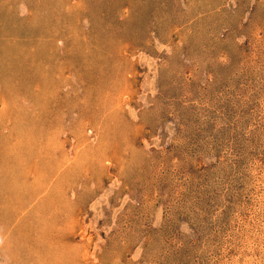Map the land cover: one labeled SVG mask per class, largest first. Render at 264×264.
<instances>
[{"label": "rangeland", "instance_id": "374dc122", "mask_svg": "<svg viewBox=\"0 0 264 264\" xmlns=\"http://www.w3.org/2000/svg\"><path fill=\"white\" fill-rule=\"evenodd\" d=\"M8 226L0 264H264V0H0Z\"/></svg>", "mask_w": 264, "mask_h": 264}, {"label": "crops", "instance_id": "0c3cea01", "mask_svg": "<svg viewBox=\"0 0 264 264\" xmlns=\"http://www.w3.org/2000/svg\"><path fill=\"white\" fill-rule=\"evenodd\" d=\"M28 175L30 176V174H27V176H26V180H29V181H30L31 178H29ZM16 220H17V217H16V219L10 224V226H11L12 224H15L14 222H15ZM7 229H9V226L6 228L5 231H3V232L0 231V237L3 236V235H4V236L6 235L5 233H6ZM5 237H6V236H5ZM9 238H10V237H9Z\"/></svg>", "mask_w": 264, "mask_h": 264}]
</instances>
